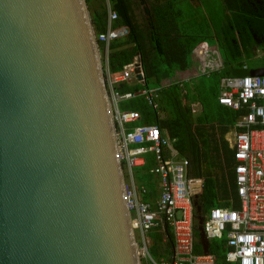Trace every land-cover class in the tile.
<instances>
[{"label":"water","instance_id":"95a60500","mask_svg":"<svg viewBox=\"0 0 264 264\" xmlns=\"http://www.w3.org/2000/svg\"><path fill=\"white\" fill-rule=\"evenodd\" d=\"M124 183L87 0H0V264H143Z\"/></svg>","mask_w":264,"mask_h":264},{"label":"trees","instance_id":"16d2710c","mask_svg":"<svg viewBox=\"0 0 264 264\" xmlns=\"http://www.w3.org/2000/svg\"><path fill=\"white\" fill-rule=\"evenodd\" d=\"M183 1L187 0H152L151 9L145 11L148 17L140 21L135 12V0H109L110 7L118 14L112 26H126L129 32L109 43L108 64L111 72H118L138 53L144 69L145 85L163 86L159 90L158 111L143 96L123 100L121 106L137 110L141 114L140 123H156L162 133L166 131L176 139L174 145L179 154L190 160V174L204 179L202 192L197 198L198 215L204 216L212 207L228 206L231 198L237 201L233 150L228 146L224 134L233 125L238 113L220 104L216 96L222 75H245L248 72L241 69L242 64L263 66L264 71V57H254L258 49L264 50V0H198L200 3L197 2L194 8L191 6L192 14L196 16L195 22L200 23L195 30L190 28L189 15L184 12L186 4L181 5ZM87 4L95 31H104L108 16L106 1L95 3V0H87ZM204 10L208 22L204 18ZM212 38L217 40L215 42L218 43L223 67L208 75H196L195 69L200 70V63L193 49L201 41ZM104 46L103 42L99 43L100 49ZM241 48L244 50L241 51ZM185 69L192 71L188 75L196 76L194 93L189 88L185 98H199L206 108L197 116L192 114L191 106L182 101L184 87L178 84L181 80L177 77ZM174 74L176 77L173 79ZM143 86L123 82L118 89L125 92ZM146 155V162L138 168L137 175L149 187V193L145 196L149 198L155 194L156 179L150 173L154 156L152 153ZM194 223L196 227L198 223ZM161 228L160 225L149 232L153 240L150 252L155 258L162 256L159 254L161 250L168 253L172 247L168 227L166 244L160 242ZM195 235V251L201 252L196 228ZM209 249L217 263H225V236L210 240Z\"/></svg>","mask_w":264,"mask_h":264},{"label":"built area","instance_id":"2783aa9c","mask_svg":"<svg viewBox=\"0 0 264 264\" xmlns=\"http://www.w3.org/2000/svg\"><path fill=\"white\" fill-rule=\"evenodd\" d=\"M108 16L104 31L96 32L103 58L108 98L118 146V154L125 177V193L131 224L139 243L138 253L143 264H264V75L222 76L220 104L238 115L234 122L233 143L236 194L234 205L212 207L204 216L198 215L197 198L202 192L203 178L190 174V160L181 156L171 138L156 123H140L137 110L125 109L121 101L143 96L158 111L159 90L163 86H146L140 55L125 63L118 72H111L108 64L109 43L126 36V26L113 27L117 12L107 0ZM200 63L195 74H209L223 67L218 50L210 57L205 42L193 49ZM243 68H247L245 64ZM142 84L132 91H120V83ZM152 153L154 164L150 173L158 179L157 198L146 199L149 189L138 184L135 168L146 162ZM199 209V210H198ZM202 218L205 237L210 240L226 237L225 263H217L214 254L195 251L197 237L194 221ZM162 226L164 240L172 236V251L167 257L155 258L150 252L149 232ZM199 241V239H198Z\"/></svg>","mask_w":264,"mask_h":264},{"label":"crops","instance_id":"0c3cea01","mask_svg":"<svg viewBox=\"0 0 264 264\" xmlns=\"http://www.w3.org/2000/svg\"><path fill=\"white\" fill-rule=\"evenodd\" d=\"M136 2H137V4H136V6H135V12H136V14H137V16H138V19L140 20V21H145L146 19L145 18H147L148 16L145 14V11H146V9H151V4H152V0H135ZM200 3V1H194V0H187V1H185V4H186V9L184 10V12H187L188 13V22H189V25H190V28L192 29H196V26H200V23H196L197 22V20H196V22H195V17L196 16H194L192 13H193V10L191 9V6H192V8H194L195 7V5H196V3ZM201 5H202V3H201ZM205 9V8H204ZM192 14V15H191ZM204 18L206 19V21L208 22V16H207V12L204 10ZM191 21H193V22H191ZM213 42H214V44H215V46L217 45L218 46V43L217 42H215V41H217L216 40V38H212L211 39ZM201 42H208V39L207 40H203V41H201ZM244 49H242L241 48V51H243ZM263 51V50H262ZM263 55H259L260 57L259 58H256V52H255V54H254V57L256 58V59H260V58H262V57H264V53H262ZM191 64H192V67H193V64H194V62H193V59H192V61L190 62ZM247 65V68H243V66L244 65ZM241 69L243 70V71H248L246 74H250V75H264V71H263V66H251L250 67V65H248V63H244V64H242V67H241ZM192 71L190 70V69H185V70H183V71H181L179 74H178V77L177 78H180V82L178 83L181 87H184L183 89H182V93H181V96H182V98H183V102L184 103H186V104H188L189 106H191V111H192V114L193 115H195V116H197L198 114H200V113H202L206 108L204 107V105H203V102L204 101H200V99L199 98H196V99H192V100H188V99H186L185 98V94L188 92V90H189V88L192 90V94L194 93V84H195V82H196V76H191V75H188V74H190ZM245 74V75H246ZM208 75V74H207ZM222 76H224V75H222ZM221 76V77H222ZM226 76H244L243 74H232V73H228V74H226ZM176 76H175V74L172 76V78L174 79ZM220 77V78H221ZM220 91H221V89H220V79H219V84H218V93H217V96H216V99L218 100V96L220 95ZM233 127H234V123H233V125H231L230 127H229V130L224 134V138H225V140L227 141V143H228V146L233 150V159H234V149L232 148V141H233V137H234V135H233V131H234V129H233ZM147 156V155H146ZM234 165H235V160H234ZM139 167H141V166H138V167H136L135 168V173H136V178H137V181H138V184H140V185H144L145 187H147V189H149V187L147 186V184L145 183V182H143L142 180H140L139 179V177H138V175H137V171H138V168ZM192 168H190V170H191ZM138 174H139V172H138ZM154 178L156 179V189H155V194L153 195V194H151V196L149 197V198H147L146 197V199H154V198H157V196H158V193H159V188H158V179H157V177L156 176H154ZM149 193V192H148ZM146 196V195H145ZM144 196V197H145ZM237 201H235V202H233L234 203V205H238V202H239V200H238V198L236 199ZM161 235H162V239H161V243L162 244H166V240H167V238L164 240V237H163V232L161 233ZM153 238V237H152ZM152 240V239H151ZM153 244V240H152V242H151V244H150V247H149V249L151 248V245ZM201 245V244H200ZM150 251H151V249H150ZM171 251H172V247H171V249H170V252H166L165 250H161V253H159L160 255H162V256H159L158 258H162V257H167L170 253H171ZM209 251H210V249H209ZM201 252H203V250H202V247H201Z\"/></svg>","mask_w":264,"mask_h":264},{"label":"rangeland","instance_id":"374dc122","mask_svg":"<svg viewBox=\"0 0 264 264\" xmlns=\"http://www.w3.org/2000/svg\"><path fill=\"white\" fill-rule=\"evenodd\" d=\"M98 1L99 0H95V3H98ZM106 1V4H107V0H105ZM185 1H183L182 3H181V5L184 3ZM89 12H90V10H89ZM232 16V15H231ZM230 16V17H231ZM191 22H193V21H191ZM206 46H207V53H208V55L211 57L212 56V54H213V50L214 49H216V50H218L219 48H218V46H215V44H214V42L212 41V40H208V42H206ZM262 53H264V50L262 51V49H258L257 51H256V58H259L261 55H263ZM260 55V56H259ZM190 59H191V61H192V56H190Z\"/></svg>","mask_w":264,"mask_h":264},{"label":"clouds","instance_id":"9594fccd","mask_svg":"<svg viewBox=\"0 0 264 264\" xmlns=\"http://www.w3.org/2000/svg\"><path fill=\"white\" fill-rule=\"evenodd\" d=\"M109 1V0H108Z\"/></svg>","mask_w":264,"mask_h":264}]
</instances>
